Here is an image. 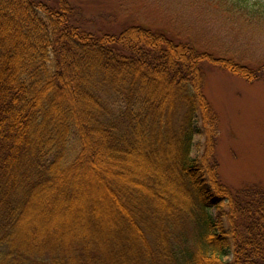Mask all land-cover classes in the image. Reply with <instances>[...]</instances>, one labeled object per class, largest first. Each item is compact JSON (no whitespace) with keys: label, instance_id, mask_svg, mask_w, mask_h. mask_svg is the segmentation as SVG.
<instances>
[{"label":"trees","instance_id":"16d2710c","mask_svg":"<svg viewBox=\"0 0 264 264\" xmlns=\"http://www.w3.org/2000/svg\"><path fill=\"white\" fill-rule=\"evenodd\" d=\"M56 6L0 0V264H264V188L232 190L190 155L194 117L216 127L205 55L138 27L97 35Z\"/></svg>","mask_w":264,"mask_h":264},{"label":"rangeland","instance_id":"374dc122","mask_svg":"<svg viewBox=\"0 0 264 264\" xmlns=\"http://www.w3.org/2000/svg\"><path fill=\"white\" fill-rule=\"evenodd\" d=\"M44 1L53 7L57 5V0ZM66 2L74 9L72 21L97 35L119 36L128 28L138 27L161 32L175 42L188 43L204 54L199 63L202 93L216 117V127L211 135L204 118L200 114L194 117L195 132L202 127L205 132L194 133L190 155L199 160L211 156L210 160L217 164L219 182L232 190L264 188V74L258 80H248L231 70L250 74L264 65V18H260L262 22L256 19L246 23L248 17L238 14L237 8L241 7L235 6L236 0ZM247 2L264 8V0ZM260 10L255 11L264 14V9ZM208 137L212 140L210 153ZM69 148L79 150L74 137ZM191 214L193 220L200 218L199 211ZM209 214L214 217V209L210 208ZM189 226L192 225L187 217L177 225L179 233L187 235Z\"/></svg>","mask_w":264,"mask_h":264}]
</instances>
